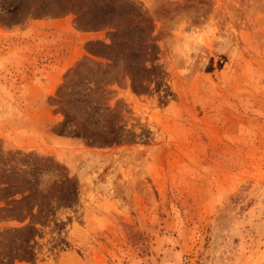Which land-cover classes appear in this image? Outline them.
<instances>
[{
	"label": "rangeland",
	"instance_id": "1",
	"mask_svg": "<svg viewBox=\"0 0 264 264\" xmlns=\"http://www.w3.org/2000/svg\"><path fill=\"white\" fill-rule=\"evenodd\" d=\"M15 154L68 181L0 264H264V0H0Z\"/></svg>",
	"mask_w": 264,
	"mask_h": 264
},
{
	"label": "trees",
	"instance_id": "2",
	"mask_svg": "<svg viewBox=\"0 0 264 264\" xmlns=\"http://www.w3.org/2000/svg\"><path fill=\"white\" fill-rule=\"evenodd\" d=\"M88 61L90 60L85 59L83 63ZM14 164L18 166L21 164V167H16V165L14 167ZM23 165H25V168L22 170ZM60 169L50 159L43 162L39 158H33L29 155L21 157L19 154H15L11 159L7 156L5 162L0 165V193L18 188V191L10 196V201L8 200L9 198L4 199L8 203L11 202L17 205L10 209L14 213L11 215L13 220L21 223L29 220V224H33L34 219L38 214H41L42 207L49 201L52 202L57 199L59 195L58 188L61 190L63 188V183L60 180L64 178L65 181H68V177H65ZM19 172L22 174L19 175L20 178L18 179L17 175ZM47 172L51 173L52 178L58 179L53 182L50 190L43 189L46 186L43 178ZM27 202H30V204L25 209L21 208ZM35 210H37V213H35ZM1 211H6V207L2 208Z\"/></svg>",
	"mask_w": 264,
	"mask_h": 264
}]
</instances>
